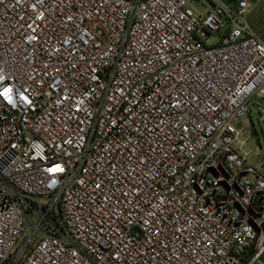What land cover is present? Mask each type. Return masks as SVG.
<instances>
[{
  "label": "built area",
  "instance_id": "obj_1",
  "mask_svg": "<svg viewBox=\"0 0 264 264\" xmlns=\"http://www.w3.org/2000/svg\"><path fill=\"white\" fill-rule=\"evenodd\" d=\"M263 2L0 0V264H264Z\"/></svg>",
  "mask_w": 264,
  "mask_h": 264
},
{
  "label": "rangeland",
  "instance_id": "obj_2",
  "mask_svg": "<svg viewBox=\"0 0 264 264\" xmlns=\"http://www.w3.org/2000/svg\"><path fill=\"white\" fill-rule=\"evenodd\" d=\"M222 1L230 3V0ZM194 6L199 8L197 3ZM249 23L258 32L264 31V2L249 16ZM238 128L245 130L240 139L247 140L244 150L250 153L249 162L264 174V101L257 98L251 101V113L238 124Z\"/></svg>",
  "mask_w": 264,
  "mask_h": 264
}]
</instances>
